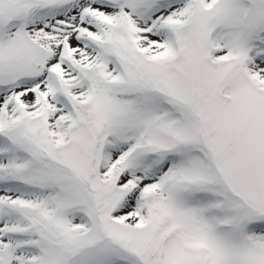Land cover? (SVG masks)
I'll return each instance as SVG.
<instances>
[{
	"label": "snow or ice",
	"instance_id": "1",
	"mask_svg": "<svg viewBox=\"0 0 264 264\" xmlns=\"http://www.w3.org/2000/svg\"><path fill=\"white\" fill-rule=\"evenodd\" d=\"M0 264H264V0H0Z\"/></svg>",
	"mask_w": 264,
	"mask_h": 264
}]
</instances>
